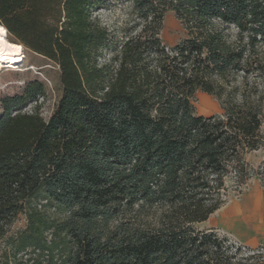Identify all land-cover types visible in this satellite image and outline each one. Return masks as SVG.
<instances>
[{
    "label": "trees",
    "instance_id": "16d2710c",
    "mask_svg": "<svg viewBox=\"0 0 264 264\" xmlns=\"http://www.w3.org/2000/svg\"><path fill=\"white\" fill-rule=\"evenodd\" d=\"M120 1L0 0L7 39L54 63L61 86L47 119L39 80L0 99L3 263L264 264L196 228L264 145V88L248 82L264 72V0H127L138 22L119 38L95 13ZM168 10L186 31L172 46ZM197 91L221 113L197 114Z\"/></svg>",
    "mask_w": 264,
    "mask_h": 264
},
{
    "label": "rangeland",
    "instance_id": "374dc122",
    "mask_svg": "<svg viewBox=\"0 0 264 264\" xmlns=\"http://www.w3.org/2000/svg\"><path fill=\"white\" fill-rule=\"evenodd\" d=\"M100 23L108 29L117 33L119 38L123 37L124 28H130L138 22L132 6L127 0L110 2L105 8L95 13ZM186 37V31L181 22L175 17L173 11L165 13L160 38L165 45L172 46ZM21 62L13 68L0 67V99L6 95L19 93L28 82L39 80L46 90L43 98H40V113L47 119L52 112L61 94L58 67L47 58L35 52L25 49ZM264 54V48H263ZM252 73L248 82L250 86H262L264 88V72L261 76ZM31 103L26 109L30 110ZM194 110L197 114L213 115L220 114L221 108L218 100L204 92L195 93ZM1 111V109H0ZM264 134V104L262 107ZM243 159L250 169L252 175L245 184L238 186L234 173L225 178V202L206 222L196 225L197 229H213L219 237H224L234 246L241 248L242 256L253 255L249 262H260L264 259V200H248L246 195L254 194L256 197H264V183L258 175V168L264 164V145L254 151L245 152ZM246 196V197H245ZM239 207L238 212L228 213L234 207ZM25 218L19 215L9 227L8 236L24 228ZM5 241H0V264L3 263L5 252ZM263 256L260 258L258 256Z\"/></svg>",
    "mask_w": 264,
    "mask_h": 264
},
{
    "label": "bare ground",
    "instance_id": "6f19581e",
    "mask_svg": "<svg viewBox=\"0 0 264 264\" xmlns=\"http://www.w3.org/2000/svg\"><path fill=\"white\" fill-rule=\"evenodd\" d=\"M7 31L0 24V67L13 68L15 64L22 61L24 54L20 44L7 39Z\"/></svg>",
    "mask_w": 264,
    "mask_h": 264
},
{
    "label": "crops",
    "instance_id": "0c3cea01",
    "mask_svg": "<svg viewBox=\"0 0 264 264\" xmlns=\"http://www.w3.org/2000/svg\"><path fill=\"white\" fill-rule=\"evenodd\" d=\"M246 196H247V199H248V200H264V197H260V198H258V197H256L253 193H252V194H249V195H246ZM246 196H245V197H246ZM238 211H239V207L236 206V207L233 208L232 211H230V212L228 213L227 216L229 217L230 214H231L232 212H238ZM215 212H216V211H215ZM215 212H214V213H215ZM214 213H213V214H214ZM211 215H212V214H211ZM204 222H206V221H204ZM204 222H203V223H204Z\"/></svg>",
    "mask_w": 264,
    "mask_h": 264
}]
</instances>
